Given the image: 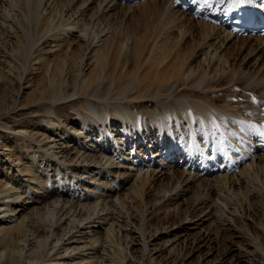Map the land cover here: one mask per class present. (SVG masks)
Masks as SVG:
<instances>
[{"label": "bare ground", "instance_id": "6f19581e", "mask_svg": "<svg viewBox=\"0 0 264 264\" xmlns=\"http://www.w3.org/2000/svg\"><path fill=\"white\" fill-rule=\"evenodd\" d=\"M114 1L0 0V129L16 109L32 131L48 116L23 163L0 145V264H92L103 223L124 264H264V37L227 30L264 0ZM135 7L140 37L115 22ZM31 180L47 191L29 201ZM221 236L246 249L218 254Z\"/></svg>", "mask_w": 264, "mask_h": 264}, {"label": "rangeland", "instance_id": "374dc122", "mask_svg": "<svg viewBox=\"0 0 264 264\" xmlns=\"http://www.w3.org/2000/svg\"><path fill=\"white\" fill-rule=\"evenodd\" d=\"M148 1V0H147ZM35 2H36V0H30V3H31V5L32 4H35ZM32 9H33V11H34V9H36V6L35 5H32ZM133 12V13H132ZM145 12H146V7H135V8H132V10H130V11H128V12H126L125 14H124V11L122 12V11H117V16H118V20L117 19H115V22H117V21H120V22H118V24L116 23V26H117V28H118V30L119 31H122L123 30V28L125 29V31H127V32H130V33H132V31H133V34L135 35V33L137 32V34H138V36H137V34L135 35V36H137V37H140L143 33H144V31L146 30V28L145 27H147V24L149 25V23H150V18L148 17V16H146V14H145ZM118 13L119 14H122L121 16H119L118 15ZM126 15V16H125ZM117 16L115 15V18H117ZM139 16V17H138ZM124 17V18H123ZM119 18H121V19H119ZM128 18V19H127ZM130 18V19H129ZM124 19V20H123ZM7 21V19H6V15L4 14V15H2L1 16V18H0V26L2 27V28H0V36H1V39L3 38L4 39V37H5V35L3 36V35H1V33L3 34V32H4V29L3 28H5V26H7L6 24V21ZM127 20V21H126ZM125 21V22H124ZM122 22V23H121ZM121 24H122V26H121ZM135 24V25H134ZM122 29V30H121ZM127 29V30H126ZM128 29H130L129 31H128ZM132 30V31H131ZM135 30H136V32H135ZM118 31V32H119ZM139 33H140V36H139ZM2 39V41H4ZM6 41V40H5ZM29 71V70H28ZM27 76V79H26V81H30V83H32L33 82V80H32V76H31V74H28V75H26ZM30 84H28V86H29ZM234 87L237 89V92L236 93H234V98L236 99V98H241L242 97V95H243V91H242V89H241V86H237L236 84L234 85ZM32 89H28L25 93H27V92H29V91H31ZM240 94H242V95H240ZM24 95V94H23ZM23 95H20L21 96V98L20 99H23L24 98V96ZM240 95V96H239ZM247 95H249V93H247ZM251 95H249V97H250ZM242 99V98H241ZM23 101H24V99H23ZM255 101V100H254ZM217 102V101H216ZM23 104H25V101L23 102ZM39 105V104H38ZM79 106V105H78ZM78 106H77V108H76V110L77 109H79V108H81V106L78 108ZM37 109H39V107L37 106ZM16 113V114H15ZM65 114H66V112H65ZM32 116H34V117H31V118H35V117H38L40 120H38V122H39V126H41L40 127V129L39 128H37V130H33L32 131V126H30V125H32V124H30V122H29V120H31L29 117H27V115L26 114H21V113H17V109L16 110H14V112H12L11 113V117L10 118H12L11 120H10V122L12 121V124H15V126L17 127V129H16V127L14 128V129H16L15 130V132L14 131H11V130H9V129H0V134H5V136L7 135V137H3V138H1L0 139V145L2 144V143H4L8 148H10V149H12L13 148V150H14V152H13V159H17L18 161H20L21 163H23L25 160H24V158H23V155L25 156V155H27V157L28 158H30L31 156H33V151H34V149L36 148V140L38 139V137H35L36 135L38 136V135H41L40 133H42V131H45V129H44V127H45V123L43 122V121H47V115L45 114V113H39V114H31ZM8 116H10L9 114H8ZM13 116V117H12ZM26 121V122H25ZM24 125L26 126V128L24 127ZM44 125V126H43ZM25 129H24V128ZM29 127V128H28ZM22 129V130H21ZM25 131H27V133H28V135L25 137V138H23V136H21L22 134L21 133H18V132H23L24 130ZM4 130V131H3ZM5 130H7V131H5ZM20 130V131H19ZM41 132H40V131ZM3 131V132H2ZM11 131V132H10ZM17 131V132H16ZM36 132V134L34 135V133ZM17 133V134H16ZM38 133V134H37ZM31 134H33V135H31ZM26 135V134H25ZM27 139L28 140H30L29 142L27 141ZM33 140V141H32ZM35 140V141H34ZM2 142V143H1ZM29 143V144H28ZM31 143H33V144H31ZM34 143H35V145H34ZM30 144L32 145V146H30ZM30 147H33V148H31L30 149ZM35 147V148H34ZM21 148V149H20ZM21 150V151H19V150ZM6 150V149H5ZM18 150V151H17ZM23 150V151H22ZM3 151H4V149H3ZM19 153V154H21V156H17V153ZM28 152H29V154H28ZM35 152V151H34ZM27 153V154H26ZM31 153V154H30ZM30 156V157H29ZM38 156V153H36L35 154V157H37ZM28 158H26V159H28ZM38 160V159H37ZM48 160V159H47ZM46 160V161H47ZM49 162V163H48ZM51 165L50 164V161L48 160L47 162H46V165ZM46 167V166H45ZM47 168V172H48V175H50V176H52V169L51 168H53L52 166H50V168H48V167H46ZM51 169V170H50ZM50 171V172H49ZM45 175V173H43V175L41 176V180H43V181H45L46 180V175ZM36 176H40V175H38V174H36ZM49 176V180H52L53 178L52 177H50ZM43 177V178H42ZM2 178H4V175L2 176ZM24 179H25V177H24ZM23 180V179H22ZM34 180H37V179H34ZM41 180H38V181H41ZM16 182H18V181H16ZM33 182L34 184H31V183ZM37 181H28V183H27V185H28V189L26 190V192L25 193H23V195L25 196H23L22 195V199H24V198H29L28 200L29 201H31V200H33V198H34V200H35V198H37L38 196H40V193H41V190H43L42 192H45V188H43V189H40V187L39 186H37L38 185V183H36ZM24 184V183H23ZM34 185V186H33ZM48 190H49V188H50V181L48 182ZM14 186V185H13ZM32 186V187H31ZM36 186V187H35ZM7 187H9V185H7L5 188H7ZM47 187V186H46ZM30 191V192H29ZM47 191V190H46ZM38 193V194H37ZM26 195H27V197H26ZM33 195V196H32ZM37 195V196H36ZM31 196L33 197V198H31ZM152 209H154V208H152ZM161 214H162V216L164 215L163 214V212H161ZM161 216V217H162ZM115 217V216H114ZM171 217V219H173L174 218V216H170ZM119 221H120V219H119ZM105 226L104 227H100L99 229H96V231H98V232H101L102 233V240H101V244H98L99 246H94V248H92V250H90V251H88L87 253H91L92 255V257H94V260H92L93 262H92V264H116L115 262L113 263V261H111L110 259H114V260H117V259H119V257H121L122 258V255H123V253L122 252H124L122 249H123V245H122V242H121V239H122V237H120L119 235H121L118 231H117V229H115L116 230V233H115V236L113 235L114 233L113 232H115V230L114 231H112V233H111V231H108L107 232V230L105 231V229H107L109 226L108 225H106V223H103ZM206 226V225H205ZM236 227V226H235ZM81 228V230H80V235L79 234H76L77 236H80V238H84V235L85 234H88V235H91L88 231L89 230H85V228L84 227H79V229ZM84 228V229H83ZM203 228V227H202ZM78 229V230H79ZM91 230V229H90ZM76 230H74V232H75ZM210 231H211V234L213 235V236H217V234H216V232H217V230L216 229H210ZM88 232V233H87ZM106 233H111L110 235H108V234H106ZM192 233H194V232H192ZM111 235H113V236H111ZM110 237V238H109ZM117 237V238H116ZM223 236H221V237H219V238H217L218 239V243H217V245H218V248H219V253L218 254H226L227 252V250H228V248L229 249H231L230 250V252L231 251H233L234 252V250L236 251V249L238 250V249H243V250H245L246 249V245L244 244V242H242V241H239L238 239H235V238H231L230 240L229 239H226V238H222ZM79 238V237H78ZM111 240V241H110ZM115 240H118V241H115ZM223 240V241H222ZM120 241V242H119ZM225 241V242H224ZM238 241V242H237ZM160 243V242H159ZM161 243H162V241H161ZM80 246H82V245H80ZM231 246V247H230ZM47 247V246H46ZM48 247H50L49 245H48ZM47 247V248H48ZM116 247H118V248H120V250L118 249L117 250V248ZM99 248V249H98ZM102 248V249H101ZM108 248V249H107ZM94 249V250H93ZM41 251H40V253H42V255H44V251H46V249L45 248H41L40 249ZM113 250V251H112ZM115 250V251H114ZM43 251V252H42ZM61 251V250H60ZM97 251V252H96ZM102 251V252H101ZM104 251V252H103ZM112 251V252H111ZM101 252V253H100ZM109 252V253H108ZM93 253H94V255L96 256H93ZM232 253V252H231ZM235 254H233V255H230V256H223V261L225 262L224 264H246L245 262H243V261H246L247 259L246 258H242V259H239L238 257H237V253L236 252H234ZM99 254V255H98ZM102 254V255H101ZM105 254V255H104ZM98 255V256H97ZM117 255V256H116ZM79 256L80 255H74L73 256V254H71L70 255V257H68L69 258V260L71 259L72 261H70L69 263H74V262H76V260H74L73 261V259H75V258H79ZM102 257V259H101V257ZM242 256V255H241ZM73 258V259H72ZM95 258H97L96 260H95ZM100 258V259H99ZM195 260L197 261V255H195ZM194 259L192 260V262H196ZM209 260V259H208ZM67 261V260H66ZM207 260H205V262H206ZM257 261V260H256ZM68 262V261H67ZM94 262H96V263H94ZM191 262V264H193ZM204 262V263H205ZM251 262H253V261H251ZM117 263H119V264H124V262H119L118 260H117ZM195 264V263H194ZM249 264H251V263H249Z\"/></svg>", "mask_w": 264, "mask_h": 264}, {"label": "snow or ice", "instance_id": "6c2138e0", "mask_svg": "<svg viewBox=\"0 0 264 264\" xmlns=\"http://www.w3.org/2000/svg\"><path fill=\"white\" fill-rule=\"evenodd\" d=\"M242 2H243V0H242Z\"/></svg>", "mask_w": 264, "mask_h": 264}]
</instances>
